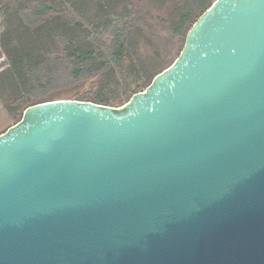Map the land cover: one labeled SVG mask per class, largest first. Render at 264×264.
<instances>
[{"label": "water", "instance_id": "obj_1", "mask_svg": "<svg viewBox=\"0 0 264 264\" xmlns=\"http://www.w3.org/2000/svg\"><path fill=\"white\" fill-rule=\"evenodd\" d=\"M0 264H264V0H216L121 107L0 135Z\"/></svg>", "mask_w": 264, "mask_h": 264}, {"label": "trees", "instance_id": "obj_2", "mask_svg": "<svg viewBox=\"0 0 264 264\" xmlns=\"http://www.w3.org/2000/svg\"><path fill=\"white\" fill-rule=\"evenodd\" d=\"M65 1H68V7L64 10H56L54 6L48 4V0L47 3L42 2L43 4L23 9L32 13L35 16L34 20L30 19V13L22 15L16 12L15 15H10V26L6 32L9 37L18 32L14 26V16L17 17L21 30L27 28L32 31H45L51 26L48 24L55 21L56 16L65 14L67 20L63 23L74 30L78 28L86 30L91 44L90 50L81 51L73 41L60 36L59 49L46 53L43 60L32 65L27 63L28 58L34 59L31 54L27 57L17 56L14 49L5 52H1V49L0 60L10 57V67L7 71H0V93L8 91V80L12 78L16 81L21 79L22 82L18 80L11 85L18 86V89L20 86H25V89L28 85L31 86L26 91H21L23 88L14 90L17 92L15 96L14 91H10L13 97L7 101V106L14 113V125L22 120L27 108L46 102L75 100L108 107L125 105L134 95L147 89L157 75L177 60L185 46L188 33L216 0H182V9L176 15L178 19L170 31L169 39L163 47L157 49L160 67L157 69L144 66L140 69L132 68L130 71L123 70L122 61L130 50V33L137 32L147 25L149 0H118L119 10L116 18L111 17L109 13L105 14L94 31L82 20L81 15L77 14L79 11L77 4L80 2L79 7L86 6L88 0H84L86 1L84 4L80 0ZM106 2L105 6L101 5L103 11L108 9L111 0H105ZM38 34L47 37V32ZM20 40L21 37L19 42ZM18 50L19 53L27 52L25 48ZM12 73L17 77L12 76ZM121 96H124V101Z\"/></svg>", "mask_w": 264, "mask_h": 264}, {"label": "rangeland", "instance_id": "obj_3", "mask_svg": "<svg viewBox=\"0 0 264 264\" xmlns=\"http://www.w3.org/2000/svg\"><path fill=\"white\" fill-rule=\"evenodd\" d=\"M82 4L86 3L84 0H80ZM186 1V0H183ZM47 3V0H0V51H11L14 49L17 56L30 55L34 59L27 60L28 65L38 63L41 59L43 60L46 53L52 52V50L59 49V37L65 36L66 39L73 41L76 47L82 50H90L91 44L88 39V32L82 28L73 29L63 23L67 20V15H60L54 18V22H50L51 25L48 30L45 31H32L29 29L21 30L18 26V19L14 16V26L18 29V32H14L13 37H9L6 32L10 26V15L16 12L29 14V11H24L23 9L33 6L36 4ZM118 0H111L108 9L102 10V6H105V0H88V5L81 6L80 2L77 4L82 20L89 25L90 29L94 31L95 27L100 25L102 18L108 13L111 17L116 18L118 12ZM149 7L147 12V25L137 32L130 33L131 44L129 51L126 53L125 58L122 61L123 70L126 69L130 71L132 68L140 69L144 66L151 68H159L160 61L158 60L157 49L161 46L163 47L165 42L169 39L170 31L174 27L175 20L178 19V15L182 9V0H149ZM48 4L54 6L56 10H64L68 6V1L65 0H48ZM19 13V14H20ZM14 14V15H15ZM106 14V15H105ZM30 19L34 20L35 16L30 13ZM61 17V18H60ZM13 18V17H11ZM5 19L6 24H5ZM93 25V28H92ZM38 32H47V37H41ZM19 37H21L20 44ZM41 39V40H40ZM61 42V41H60ZM27 44V45H26ZM24 45V47H23ZM26 49V53H19L18 49ZM48 56V55H47ZM10 58V57H9ZM9 58L4 57L0 60V71L8 70ZM23 64V63H22ZM119 71L118 69H116ZM12 76L17 77L12 73ZM19 80V79H18ZM18 80L11 79L8 80L7 92L0 93V135L12 127L15 123V117H13V111L7 106V101L13 97L14 90L18 89V86H11L17 83ZM19 82H22L21 79ZM31 86H20L21 91L29 90ZM14 91V96L17 92ZM20 91V92H21ZM121 93V92H119ZM124 101V96H121Z\"/></svg>", "mask_w": 264, "mask_h": 264}]
</instances>
